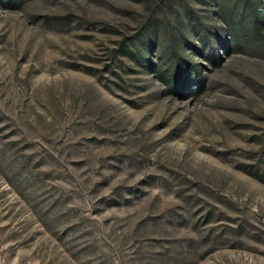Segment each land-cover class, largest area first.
<instances>
[{
	"label": "rangeland",
	"instance_id": "obj_1",
	"mask_svg": "<svg viewBox=\"0 0 264 264\" xmlns=\"http://www.w3.org/2000/svg\"><path fill=\"white\" fill-rule=\"evenodd\" d=\"M0 264H264V0H0Z\"/></svg>",
	"mask_w": 264,
	"mask_h": 264
}]
</instances>
